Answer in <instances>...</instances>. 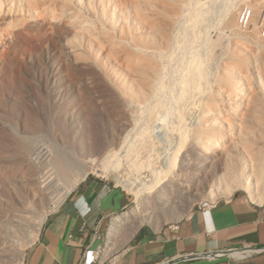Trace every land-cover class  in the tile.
Segmentation results:
<instances>
[{
  "label": "rangeland",
  "instance_id": "rangeland-1",
  "mask_svg": "<svg viewBox=\"0 0 264 264\" xmlns=\"http://www.w3.org/2000/svg\"><path fill=\"white\" fill-rule=\"evenodd\" d=\"M90 2L94 4L95 10L89 9ZM100 2L101 0H0V264H24L27 249L41 232L39 230L38 236L35 233L37 222L41 221V216L46 213L47 217L57 207L58 197L71 181L74 186L84 177L93 176L103 178L121 188L130 199L127 208L120 212L123 214L137 205V198L126 187L125 180L132 181L134 185L140 182L142 185L137 186H142L143 196L152 197L157 188L166 187L165 183L167 184L169 179L185 184V180L192 178L195 163L200 157L195 152L197 150H193L195 147L191 142L192 137L190 134L187 137L186 131H191L194 121L196 122L203 112L204 100L203 96L196 92L192 97L190 94L183 102L178 96L182 92L179 88V74H182L187 63L193 58H200L199 63L210 61L207 66L206 63H200L201 66L204 65V70H207L203 89L208 94L214 92L215 86L225 74L234 77L244 70L245 77L242 76L243 72L240 75L242 78L239 76V90L242 89L239 92L250 95L257 90L264 91V0H186L177 25L183 21L184 23L176 25V32L174 30L172 37L179 35L180 38L185 33L189 39L187 35L182 36L180 44L179 39L174 37L177 40H172L177 44L171 43L170 49L162 47L164 49H161V61L158 59L159 67L162 68L154 82H161L159 79L163 78L160 76H165V80H162L164 83H160H163V90L161 87L159 90V86L157 90L155 82L156 88L154 87L152 94L158 93L156 98L153 95L151 97L150 93V96L145 98L147 100L141 99L142 101L131 100L116 89L110 74H124L125 70L122 71L120 61L105 56L104 46L100 47L86 32L72 39L77 34L75 30L78 27L70 24L69 17L84 19L85 22L81 21L83 24L96 25L103 29H111L112 24H108L111 19L115 24L121 22L115 0H103L107 5V18L96 13ZM197 6H201L200 16L203 14L204 20L200 17L203 22L199 19L198 23L193 22V26L191 21L194 18L191 16H194V12L190 16L191 19L188 17L190 10ZM198 8L196 9L199 10ZM188 24L190 25L187 26ZM232 28H235V31ZM221 39L223 41L219 42ZM235 49L238 52L236 54ZM214 52L217 53L214 55ZM206 57L209 59H205ZM240 68L243 70L239 73ZM177 79L179 84L175 81ZM248 86L251 90L246 89ZM262 98L264 100V96ZM219 104L220 107L224 106V102ZM149 106L154 107V112ZM186 107L188 108L185 110ZM145 112H148L147 117L141 116ZM260 129L262 136L258 143L264 150V125ZM143 130L146 131L145 136L144 133L142 135ZM176 132H179L178 135ZM149 135L153 145L144 152L145 154L137 156L132 147L136 148L145 142ZM131 148L134 152L130 151ZM150 152L154 154L151 155ZM173 156L175 160L171 163ZM55 158H59L61 162L68 161L76 168L85 167L87 171L81 178L76 171L69 174L66 172V175L60 174L62 172L56 169L59 167L58 164L55 166ZM166 165L170 167L166 168ZM43 179L48 184L43 182ZM243 179L241 176L240 181ZM37 180L46 185L43 192L46 195L41 198L40 203H36V200L33 201V198L26 194L27 188H37ZM258 184L259 194L263 189L264 174L262 183ZM209 186L203 187L204 190L194 187L187 198H179L181 201L178 196L174 195V198L173 194L168 192L167 198H171L167 199V202L165 199V209L160 211L158 205L157 211L152 210V215L156 216L153 217L154 220L165 221L159 230L176 225L199 207L214 205L240 194L254 196L252 190L238 185L232 186L231 191L225 194L221 193L219 188L216 191L214 187L216 196L208 193V198L205 192L210 191ZM19 195L30 201L28 209L17 205L16 197ZM111 221L108 219L104 222L99 233V242L95 246V251L99 253V259L103 260L104 264L114 259L139 230L153 229L149 223H144L122 245L119 231L113 239L114 244L109 246ZM20 252L24 253L23 259H20Z\"/></svg>",
  "mask_w": 264,
  "mask_h": 264
},
{
  "label": "bare ground",
  "instance_id": "bare-ground-1",
  "mask_svg": "<svg viewBox=\"0 0 264 264\" xmlns=\"http://www.w3.org/2000/svg\"><path fill=\"white\" fill-rule=\"evenodd\" d=\"M185 2H186V0H115L116 7H118L119 14L121 16V22H119L118 24H115L113 22V20L111 19V21L108 22V24H112L111 29H109L107 27H104L105 29H103L101 27H97L96 25L92 26V25H88V24H83L82 22H85L84 19H79L78 17H69L68 20H69L70 24H72L75 27H78L75 30V32L77 34H75V36L72 39H75V38L79 37L80 34L86 32L90 38L95 39L97 41V43L100 47L104 46L106 48L105 56H107L109 59L112 58V59H117L118 61H120L119 65L123 68L122 69L123 72L125 70L124 74L119 73V72H114L110 75H111L114 83L116 84V86H115L116 89L123 96H125L131 100H134V101L137 100L138 101L141 99L148 98L150 96V93H151V97L153 95V97L156 98L158 93L152 94V93H154L153 90H155L154 87L156 88L155 82L157 85V90H158V86H159V90H160V87L164 83V81H162V80L163 79L165 80V78H164L165 76L161 77L162 76L161 75L160 78L161 79L163 78V79L162 80L159 79V81H161L163 83L160 85L161 82H157L158 80L154 82L155 77L157 76V74L159 73V71L162 68V67H159L160 65H159L158 59L163 54L162 50L164 48H162V47L168 48L171 45V43L173 44L174 40H177V39H174L175 35H174V37H172V36H173V32L176 28V25L179 22V19L181 18V15L183 13L182 6L184 5ZM93 6H94V4L90 2L88 7L91 10H95V8ZM198 7L199 6L195 7V9ZM106 8H107V5H105L103 3V0H101L100 8H98V10H96V13H98L100 16L107 18L108 13L105 11ZM200 8H201V6H200ZM200 8H198L199 10H197V9L195 10L193 7L192 10H190L191 14L189 15L188 18H190V19H191V17L194 18V20L192 18L193 21H191L192 25H193V22L195 24H196V22L198 23L199 22L198 20L200 19V17H202V19H203V14H201V16H200V11H201ZM186 12L188 14L190 13V12H188V10ZM192 12H194V16H191L193 14ZM187 13H185V14H187ZM224 15L226 16V14H224ZM185 18H186V15H185ZM195 18H196V21H195ZM187 20H189V19H187ZM203 20H201V21L203 22ZM78 22L80 24H78ZM224 22L226 23V21H224ZM182 23H184V21L181 22L180 24H182ZM201 23H199V24L201 25ZM227 23H229V22L227 21ZM180 24H178L177 26H179ZM189 25L190 24H188L187 26H189ZM233 25H234V23H233ZM185 26H186V24H185ZM193 26L191 27L192 29H193ZM197 27H199V26L197 25ZM180 28L178 30H180ZM186 28L187 27H185V30H186ZM191 28H189V29H191ZM85 29H87V30H85ZM183 29H184V27H183ZM189 29H188V31H189ZM197 29H199V28H197ZM232 29L235 31V28H232ZM185 30L184 31L181 30V32L182 31L188 32ZM175 32H176V30H175ZM188 33H190V32H188ZM184 35H187V34L184 33ZM184 35H182V36H184ZM178 36H176V37L178 38ZM182 36L180 38H178L179 39L178 43L181 42L180 39L182 38ZM192 36H193V34H192ZM218 37L220 38V36H218ZM172 38L174 40H172ZM184 38L186 40V37H184ZM197 38H199V36ZM197 38H196V41H197ZM219 38H218V40H220ZM188 39H189V36H188ZM181 40H183V39H181ZM193 41H195V40L193 39ZM222 41H223V39H221V41H219V42H222ZM189 42H191V41H189ZM215 42H216V40H215ZM182 43L184 45V41H182ZM175 44H177V43H175ZM212 44H213V42H212ZM185 45H187V44H185ZM215 45H213V46H215ZM210 46L212 47V45H210ZM174 48H175V46L173 47V49ZM208 48H210V47H208ZM218 48H219V46H218ZM168 49H170V47ZM182 49L184 50V47ZM170 51L171 50H169L168 52L170 53ZM214 51H216V50H214ZM235 51H234L235 54L238 53L236 49H235ZM196 52H197V50H196ZM209 52H208V54H209ZM210 53H212V52H210ZM215 53H217V52H214V55H215ZM170 54H172V53H170ZM194 54H196V53H194ZM205 54H207V53H205ZM205 54H203V55L205 56ZM192 55H193V53H192ZM212 55L213 54H211V56H210L211 58H212ZM167 56H169V55H167ZM197 57H198V55H197ZM199 57H201V56H199ZM167 58H169V57H167ZM211 58H210V60H211ZM184 59L187 61L186 58H184ZM189 59H191V57ZM193 59H192V61L189 60L191 63L190 62H189L190 64L187 63V67L184 68V70L182 71V74H179V75H181L179 78L180 87L178 85H176L174 82V84L182 90V92H181V90L179 89L182 94L179 93V96H178L179 98H181L182 102L185 99H188L187 97H189L190 94L192 97V94H194L195 92L198 95L200 94V96L202 95L203 96L202 99L204 100V106H203V110H202L203 112H201L200 115L198 114L199 118L197 117L198 118L197 121L196 122L194 121V125H193L191 131L187 130L188 133L186 131V134H187L186 136L188 137V134H190V136L192 137L191 142L195 147V148H193V150L196 149L197 151H195V152H197L198 156L200 157L199 160L197 161V163H195L196 165L194 167V169H195L194 173L191 171L193 173L192 178H188L187 180H185V184L184 183H175V181L173 179L172 180L169 179V182L167 184L165 183V185H166L165 188H163L164 186L162 187L163 189L159 187L160 189L157 188L153 194L151 193L153 195L152 197H148V195H146L147 197L143 196V192H141L142 186H139L140 188L137 186V185H142V184H140V182H139V184L134 185L132 183V181L130 182V181L125 180L126 187L129 190H131L133 192L134 196L137 198V205L134 209H132L128 212H124L123 214L118 215L112 219L110 227H109V242L111 243V244L109 243V246L114 244L113 239L115 238V235L119 231L121 233L120 244L122 245L123 243L127 242L135 234V232L139 229V227L141 225H143L144 223H149L154 230H159L161 224L165 221L154 220V218L156 216L152 215V210L157 211L159 206L163 207V205L165 204V199L167 202V199L171 198V196H169V198H167L168 192H171V194H173L172 196L174 198H176L174 196V195H176V196H178V199L179 198L183 199L185 197L187 198V196H189V194L193 192L194 187H198V188L204 187L205 188L207 185L208 186L210 185L209 187H211V188L208 187L210 189V191L208 190L209 192L207 190H206L207 192L203 191V193L204 192L207 193V197H208L209 196L208 193L209 194L213 193L215 195L218 188L220 189L219 191L221 193L225 194V193H228L231 191L232 186L236 187V186L240 185V187L242 186V187L248 188L249 191L252 190L251 192H253L254 195H259L257 184L260 182L262 183L263 174H264V171H263V168H264V150L258 143L259 139H261V136H262V132H261L260 128L262 127V125H264V100L262 98V96H264V94H263L264 91L263 90L262 91L257 90L256 92H254L253 94H250V95L248 93H245V92H239V91H242V89L239 90L240 89L239 78L240 77L242 78V76H244V73H245L244 72L245 70L241 71L242 68H240V70L238 69V71H239V73L241 71V74H239L238 71H237V74H239V75L234 76V77L231 76L230 74H225L224 75L225 77L221 78L220 83H218V85L215 86L214 92L212 94L211 93L208 94L203 89L205 79L207 80V78L205 76L206 75L205 73L207 72V70L205 69L206 70V72H205V70H204L205 67L203 68L204 65L203 66L200 65V63L202 62V61H200V63H199L198 60L200 58L199 59L195 58L194 61H193ZM201 59H202V57H201ZM205 59H209V58L206 57ZM203 60H204V58H203ZM160 61H161V58H160ZM208 61L205 62L206 63L205 66L209 65V64H207ZM202 63H204V61ZM183 65L186 66L185 64H183ZM172 67H173V65H172ZM176 71H178V73L181 72V70L180 71L176 70ZM242 72H243V75H242ZM179 75H177V76H179ZM240 75H242V76H240ZM175 81L178 83V79ZM167 84H168V82H167ZM169 86L172 87V85H169ZM163 87H161V89ZM246 89L251 90V87L248 86ZM173 91H174V89H173ZM180 94H181V97H180ZM145 100H147V99H145ZM145 100H143V102H145ZM149 100H152V99L149 98ZM153 101H154V99H153ZM147 102L150 103V101H147ZM178 102H179V99H178ZM219 102H222V103L224 102V106L223 105H221V107L218 106V105H220ZM151 103H153V102H151ZM146 106H148V105H146ZM151 106H154V105H151ZM184 106H183V108H184ZM151 108L153 111L154 107H150V109ZM187 108L188 107H186L185 110ZM152 111L150 110V112H152ZM143 115H145V116L148 115V112H147V114H146V112H145V114L144 113L141 114V116H143ZM141 116H139V117H141ZM179 116H180V118H182L181 115H179ZM184 118H186V117H184ZM180 120L182 122V119H180ZM178 122H177V124H178ZM181 122H179V123H181ZM183 122H184V120H183ZM134 123H135V121L133 122V124ZM184 125H186V123ZM184 128L185 127L183 126V130H184ZM179 131H180V129H179ZM184 132H185V130H184ZM143 133L145 136L146 131L144 132V130H143L142 135H143ZM177 133H179V132H176L175 134H177ZM181 134L184 136L183 133H181ZM140 135H138V136H140ZM144 136H143V138H144ZM150 137L151 136L149 135V137L145 138V142L139 144L136 148L132 147V148H134L133 150L136 151V155L144 153L146 150L148 151L150 146L153 145L151 143L152 139H150ZM180 137L182 138L181 135H180ZM141 138H139L138 142H140ZM143 138H142V140L144 141ZM153 140H154V138H153ZM181 141H183V140H181ZM136 143H137V140H136ZM154 144H156V143L154 142ZM133 145H135V144H133ZM132 148L130 149V151L132 150ZM191 149H192V147H191ZM133 152H132V154H133ZM185 153H187V152H185ZM152 154H154V153L152 152L151 155ZM141 155H143V154H141ZM194 155H195V153H194ZM174 156H173V159L171 160V163H174V160H175ZM55 159L56 160L58 159L57 161L55 160V162H56L55 166H56V164H58L59 169L57 167H56V169L59 170L60 172H62L60 174L66 175V172L69 174V172L72 173L73 171H76V173H78L80 178H81L85 175V173L87 171L85 169V167L76 168V166H73L68 161L63 160L61 162V160L59 158H55ZM53 161H54V159H53ZM152 166H155V165H152ZM167 166L170 167L169 165H166L165 167L167 168ZM158 168H160V167H158ZM166 168H163V169H166ZM158 171L159 170H157V172ZM241 176L244 177V179L242 181H240ZM69 177H70V175H69ZM75 177H76V175H75ZM76 178H75V180H76ZM178 179H179V177H178ZM34 182H35V180H34ZM36 182H37L36 183L37 188L36 189L27 188L26 194H28V196L30 195L33 198V201L36 200V203H38V202L40 203L41 198L45 197V195H46V193H43L46 185L42 184V182L40 180H37ZM43 182H46V181L43 179ZM68 183L69 182H67V184ZM71 183H70V185H67L65 189H63V191H62L61 195L58 197V199L56 198L57 201L54 200V201H56L57 206L61 203V201L64 199V197L67 195V193L73 187V182L71 181ZM154 183H153V185H154ZM235 183H237V184H235ZM33 184L34 183L32 181V185ZM214 187L216 190L215 192H213ZM204 188H203V190H204ZM144 189H145V187H144ZM21 196H23V195H21ZM165 196H166V198H165ZM213 196H211V199ZM12 198L14 200H16L14 197H12ZM16 198H17L16 203L18 202L17 205L19 204L24 209L29 208V206H30L29 202L30 201L27 200L26 197L25 198L20 197V195H19ZM203 198H204V196H203ZM205 198H206V196H205ZM10 201H12V200H10ZM13 202H12V204L15 205ZM54 204H55V202H54ZM160 207H159L160 211H161V209H163V210L165 209L164 207L163 208H160ZM156 215L158 216L157 213H156ZM45 217H46V213H45V215H43V217L42 216L40 217L41 219H39V220H41V221L37 222L38 225L36 226V230H35L36 232L34 231L36 233V235L39 233L41 224H42L43 220L45 219ZM157 218H159V217H157ZM173 219H176V218H173ZM36 235H35V237H36ZM114 249H117V248H112V250H114ZM20 253H21L20 259H23L24 253L23 252H20Z\"/></svg>",
  "mask_w": 264,
  "mask_h": 264
},
{
  "label": "crops",
  "instance_id": "crops-1",
  "mask_svg": "<svg viewBox=\"0 0 264 264\" xmlns=\"http://www.w3.org/2000/svg\"><path fill=\"white\" fill-rule=\"evenodd\" d=\"M128 195L109 181L84 177L44 220L24 264H77L95 256L103 224L121 214ZM108 264H264V185L199 207L161 230L141 229Z\"/></svg>",
  "mask_w": 264,
  "mask_h": 264
},
{
  "label": "built area",
  "instance_id": "built-area-1",
  "mask_svg": "<svg viewBox=\"0 0 264 264\" xmlns=\"http://www.w3.org/2000/svg\"><path fill=\"white\" fill-rule=\"evenodd\" d=\"M99 237V236H98ZM104 261L99 259V253H95V256L93 257V259L91 261L87 260V255L86 252H84L81 256V259L79 260V262L77 264H104Z\"/></svg>",
  "mask_w": 264,
  "mask_h": 264
}]
</instances>
